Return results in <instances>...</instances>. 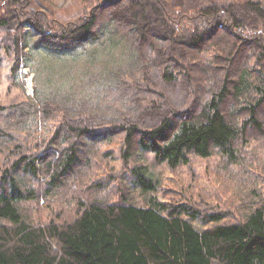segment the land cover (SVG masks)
<instances>
[{
    "label": "trees",
    "instance_id": "16d2710c",
    "mask_svg": "<svg viewBox=\"0 0 264 264\" xmlns=\"http://www.w3.org/2000/svg\"><path fill=\"white\" fill-rule=\"evenodd\" d=\"M82 3L68 19L0 0V264H264L260 192L241 210L164 200L146 163L233 165L264 137V0ZM102 39L127 47L117 69L82 94H26L37 45ZM115 139L135 198L96 197L115 183L100 175Z\"/></svg>",
    "mask_w": 264,
    "mask_h": 264
},
{
    "label": "rangeland",
    "instance_id": "374dc122",
    "mask_svg": "<svg viewBox=\"0 0 264 264\" xmlns=\"http://www.w3.org/2000/svg\"><path fill=\"white\" fill-rule=\"evenodd\" d=\"M46 6L61 18L81 16L84 8L82 0H45ZM100 40L76 51L74 54L61 55L51 52L41 45L31 50V58L26 68L20 70L27 95L34 90L51 93L76 88L82 94L96 80L117 69L128 52L125 45L117 46ZM25 75V76H24ZM120 141L115 139L110 149L113 158L102 163L100 175L103 185L115 182L102 194L101 199L117 200L119 193L135 198L139 192L133 191L126 182L125 165L118 161ZM244 154L237 164H229L220 156L207 160L193 159L187 167L169 170L157 167L149 160L146 162L157 180L160 195L164 200L190 199L198 206H221L241 210L256 201L257 192L264 201V190L259 186L260 176L264 175V137L252 138L243 142ZM103 147L102 149H104ZM106 151V150H105ZM114 174L113 178L110 175ZM263 186V185H261Z\"/></svg>",
    "mask_w": 264,
    "mask_h": 264
},
{
    "label": "bare ground",
    "instance_id": "6f19581e",
    "mask_svg": "<svg viewBox=\"0 0 264 264\" xmlns=\"http://www.w3.org/2000/svg\"><path fill=\"white\" fill-rule=\"evenodd\" d=\"M44 43V42H43ZM41 45V44H40Z\"/></svg>",
    "mask_w": 264,
    "mask_h": 264
}]
</instances>
